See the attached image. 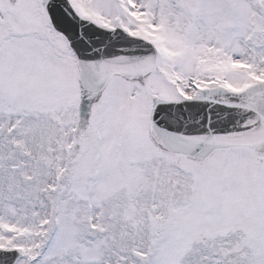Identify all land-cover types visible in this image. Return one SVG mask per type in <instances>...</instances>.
Listing matches in <instances>:
<instances>
[{"label":"snow or ice","instance_id":"1","mask_svg":"<svg viewBox=\"0 0 264 264\" xmlns=\"http://www.w3.org/2000/svg\"><path fill=\"white\" fill-rule=\"evenodd\" d=\"M0 264H264V0H0Z\"/></svg>","mask_w":264,"mask_h":264}]
</instances>
